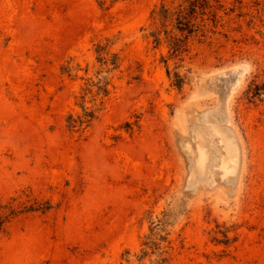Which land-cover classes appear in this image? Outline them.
<instances>
[{
  "label": "rangeland",
  "instance_id": "1",
  "mask_svg": "<svg viewBox=\"0 0 264 264\" xmlns=\"http://www.w3.org/2000/svg\"><path fill=\"white\" fill-rule=\"evenodd\" d=\"M183 1L0 0V264H264V0Z\"/></svg>",
  "mask_w": 264,
  "mask_h": 264
},
{
  "label": "trees",
  "instance_id": "2",
  "mask_svg": "<svg viewBox=\"0 0 264 264\" xmlns=\"http://www.w3.org/2000/svg\"><path fill=\"white\" fill-rule=\"evenodd\" d=\"M211 1L217 3V9H222L223 6L220 4V0H184L175 8L168 7L163 3L159 8H155L153 10L152 16L155 20L158 19L159 22H161L162 27H164L167 22H171L173 24V29L170 32L166 31L165 33L170 39L169 46L174 56H179L186 51L188 40L191 36L199 32H201L202 36H204L203 31L200 30V26L197 25L196 21L199 18H203L207 9L212 8ZM151 35H153L152 37L154 38V43L159 45L161 42V31H155ZM97 49L100 56L105 51V48L100 45L97 46ZM99 59L101 66H108V63H110L112 68L108 69V72H112L119 68V58L117 55H114L110 62L102 57ZM67 72L70 73L71 70L68 69ZM88 85L95 86L97 88L96 97H106L109 94V81L107 79H100L96 84L90 85L88 83ZM96 112L97 110L94 109H84L83 116H80L77 119L70 116L69 127L77 130H79L82 126H84V128L90 127L92 122L97 118ZM5 221L6 218L4 220L0 218V229ZM153 246L156 245L153 243L152 246L149 247L153 248ZM147 255V251H143V256L138 260L142 261ZM127 261L129 262V260ZM155 264H165V260L159 259Z\"/></svg>",
  "mask_w": 264,
  "mask_h": 264
}]
</instances>
